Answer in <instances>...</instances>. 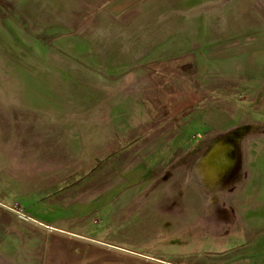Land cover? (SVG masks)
Returning a JSON list of instances; mask_svg holds the SVG:
<instances>
[{"label":"rangeland","instance_id":"1","mask_svg":"<svg viewBox=\"0 0 264 264\" xmlns=\"http://www.w3.org/2000/svg\"><path fill=\"white\" fill-rule=\"evenodd\" d=\"M224 1L213 9L198 0H0L5 201L24 210L59 189H69L62 204L154 199L138 235L166 253L189 249L196 235L208 248L218 224L202 222L208 196L189 175L195 147L249 123L243 179L219 203L233 219L220 233L251 229L243 219L264 201V191L252 190L264 185V43L245 46L242 37L259 41L264 15L251 12L258 0H248L244 14L231 13L240 0ZM234 24L243 29L229 30ZM218 117L225 120L215 128ZM140 126L152 130L144 141L75 186L118 136Z\"/></svg>","mask_w":264,"mask_h":264},{"label":"crops","instance_id":"2","mask_svg":"<svg viewBox=\"0 0 264 264\" xmlns=\"http://www.w3.org/2000/svg\"><path fill=\"white\" fill-rule=\"evenodd\" d=\"M247 1L240 0L241 4L233 6L231 13H246ZM222 2L225 1L198 0L200 5L213 9H218ZM254 5H249L253 9L251 12L264 15V0H258ZM234 27L228 29H243ZM259 30V41L253 36H244L243 45L264 43V23ZM242 40L238 41L239 44ZM224 120L213 121L212 126L219 128ZM258 188L264 191V185H255L252 190ZM5 196L0 195V202L12 206L5 201ZM157 203L159 201L154 199L97 198L78 204H61L55 201L54 196L52 199L43 197L24 205L25 209L21 211L28 218L0 205V228L3 230L0 264H264L263 200L260 205L259 201L255 205L259 209H256L257 214L250 213L243 219L251 229L220 233V229L230 226L233 219L209 218L218 224V231L209 237L210 247L200 246L204 238L196 235L189 249L178 245L167 253L160 247L151 246L149 239L137 234L141 229V219ZM241 219V216L234 217L233 222L236 224ZM202 222L204 224L206 218ZM48 224L53 228H46ZM180 242L183 243L182 239Z\"/></svg>","mask_w":264,"mask_h":264},{"label":"flooded vegetation","instance_id":"3","mask_svg":"<svg viewBox=\"0 0 264 264\" xmlns=\"http://www.w3.org/2000/svg\"><path fill=\"white\" fill-rule=\"evenodd\" d=\"M253 129L254 126L249 123L237 125L226 132L211 137V139H203L196 145L195 149L200 151V154L195 166L189 171V175L192 179L199 176L202 188L208 196L205 214L201 215L202 218H229L220 214L226 212L225 206L219 203L220 195L237 187L243 179L245 167L242 146ZM238 216V214L235 215V217Z\"/></svg>","mask_w":264,"mask_h":264},{"label":"trees","instance_id":"4","mask_svg":"<svg viewBox=\"0 0 264 264\" xmlns=\"http://www.w3.org/2000/svg\"><path fill=\"white\" fill-rule=\"evenodd\" d=\"M149 133H151L150 129H145L144 127H140L137 130H135L132 133V135H129V136L125 137V139L122 140V141L120 139V136H118V138H116V140L114 142L115 147L109 148V152L110 153L108 154V156H106V157L105 156H97L95 158V164L92 167V169L89 170V173L85 172L83 174V172H80L81 175H83V176L86 175L85 179L77 182L75 184V186H79V185H81V183L82 184L87 183V185H88V183L91 182L90 179L99 171L98 168H101L102 164H103L102 167H104V166H106L108 164L110 159L106 160L107 157H110L112 155H116L122 148H125V147L131 148V147L136 146L137 144H139L142 141H144ZM122 142H123V146H122ZM104 169H105V167L102 170H104ZM78 173H77V175H79ZM62 190L69 191V189H59V190L56 191L58 194L54 195L55 201L60 202L61 204H62V201L60 200V195L63 194V192H61ZM70 194H71V192H69L68 195L71 196ZM63 204H64V202H63Z\"/></svg>","mask_w":264,"mask_h":264},{"label":"bare ground","instance_id":"5","mask_svg":"<svg viewBox=\"0 0 264 264\" xmlns=\"http://www.w3.org/2000/svg\"><path fill=\"white\" fill-rule=\"evenodd\" d=\"M223 140V139H222ZM221 143H222V141H221ZM214 145V144H213ZM216 147V146H215ZM220 148V147H219ZM230 148V147H229ZM223 149V148H222ZM210 150V149H209ZM216 151V150H215ZM207 155V154H206ZM209 156V155H208ZM226 156V155H225ZM231 157V156H230ZM229 158V157H228ZM227 158V159H228ZM224 160H226V159H224ZM231 161V160H230ZM225 162V161H224ZM208 163V162H207ZM201 164V163H200ZM212 164V163H211ZM210 168V167H209ZM212 170H213V168H212ZM216 170V169H215ZM206 171V170H205ZM213 172V171H212ZM205 173V172H204ZM207 173V172H206ZM210 173V172H209ZM213 173H215V172H213ZM208 174V173H207ZM209 176V175H208ZM212 179V178H211ZM24 217H27V215H25ZM28 218V217H27ZM29 219H31L32 221H35V222H37L36 220H34V219H32V218H30L29 217ZM40 224V223H39ZM42 225V224H41ZM45 227L46 228H49V227H51V228H53V226H51V225H45ZM79 236V235H78ZM107 244V243H106ZM114 246V245H113ZM141 256V255H140ZM146 258H147V256H146ZM148 259H149V257H148ZM149 260H151V259H149ZM154 261V260H153ZM161 262V261H160ZM165 263V262H164Z\"/></svg>","mask_w":264,"mask_h":264},{"label":"water","instance_id":"6","mask_svg":"<svg viewBox=\"0 0 264 264\" xmlns=\"http://www.w3.org/2000/svg\"><path fill=\"white\" fill-rule=\"evenodd\" d=\"M0 205L3 206L4 208H7V209H9V210H12L13 212L17 213V214L20 215V216H23V217L25 216L24 213H22V212L16 210L15 208H13V207H11V206L5 205V204H3L2 202H0Z\"/></svg>","mask_w":264,"mask_h":264},{"label":"built area","instance_id":"7","mask_svg":"<svg viewBox=\"0 0 264 264\" xmlns=\"http://www.w3.org/2000/svg\"><path fill=\"white\" fill-rule=\"evenodd\" d=\"M16 210H18V211H20V212H22L21 210H19L17 207H14ZM23 213V212H22Z\"/></svg>","mask_w":264,"mask_h":264}]
</instances>
